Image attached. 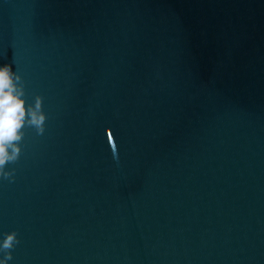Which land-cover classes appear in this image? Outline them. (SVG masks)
Returning <instances> with one entry per match:
<instances>
[{
    "label": "water",
    "instance_id": "95a60500",
    "mask_svg": "<svg viewBox=\"0 0 264 264\" xmlns=\"http://www.w3.org/2000/svg\"><path fill=\"white\" fill-rule=\"evenodd\" d=\"M5 62L8 264H264V0H0Z\"/></svg>",
    "mask_w": 264,
    "mask_h": 264
},
{
    "label": "clouds",
    "instance_id": "9594fccd",
    "mask_svg": "<svg viewBox=\"0 0 264 264\" xmlns=\"http://www.w3.org/2000/svg\"><path fill=\"white\" fill-rule=\"evenodd\" d=\"M45 119L41 97L37 95L33 103H26L21 76L10 63H0V179L13 178L14 170L7 169L6 165L19 157L22 128L31 125L40 134L44 131ZM17 243L15 231L0 234V264H8L12 259L9 250Z\"/></svg>",
    "mask_w": 264,
    "mask_h": 264
}]
</instances>
